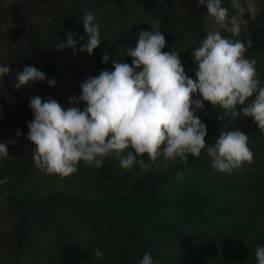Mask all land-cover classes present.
<instances>
[{"label": "trees", "instance_id": "obj_1", "mask_svg": "<svg viewBox=\"0 0 264 264\" xmlns=\"http://www.w3.org/2000/svg\"><path fill=\"white\" fill-rule=\"evenodd\" d=\"M223 6L230 15L234 14L235 9ZM89 12L99 24L101 36V43L91 56L80 51L88 39L82 17ZM33 14H38L34 22L30 20ZM245 18L248 25L239 37L227 32L222 35L245 41L250 38L253 44L245 56L255 59L264 71V4L255 19ZM1 27L7 40L14 43L0 56V66L10 68L9 74L0 77V98L6 100L5 112L8 107L11 110L23 104L18 98L24 90L34 92L42 101L51 97L60 105H71L70 98L80 95V85L89 76H98L103 70L113 71V60L131 65L133 58L127 55V50L137 46L141 31L163 34L166 44L162 51L174 48L179 52L185 74L195 79L192 51L215 25L198 0H22L0 4ZM69 31L76 34L75 54L71 48L60 51L55 47V38L66 41ZM103 53L111 57L107 63L102 61ZM26 66L46 73V80L30 82L17 90L16 74ZM53 78L56 83L49 86L47 79ZM77 106L85 107L83 102ZM205 108L208 146H214L222 132L239 130L249 139L258 134V126L250 117L233 118L208 102ZM32 119V110L24 107L21 118L14 119L23 135L12 137L8 128L5 133L9 158L1 160L0 178L9 180L0 185L2 264H83L89 247L116 232L121 244L110 264H139L146 252L152 256L153 264H189L202 258L219 237L237 234L246 227L253 219L252 212L261 205V199L253 195L219 204L237 198L243 191L264 190L256 179L259 174L252 181L207 189L203 182L220 176L219 171L210 167L211 160L202 157L207 145L198 158L189 156L185 165L177 162L164 172H147L132 182L127 181L130 171L120 165L105 160L100 168H94L81 162L77 170L79 178L87 175L97 192L87 194L80 186L75 194L51 192L35 200L33 192L57 175H48L35 166L33 145L26 139L27 122ZM263 143L261 139L248 146L250 150L262 149ZM261 162L245 163L225 174H248L237 170L250 169L260 173ZM180 171L183 175L177 179ZM189 184H197L202 190L191 192L187 190ZM182 193L188 195L179 197ZM152 234L172 243L157 242ZM258 246H264V233L249 249L242 264H257Z\"/></svg>", "mask_w": 264, "mask_h": 264}, {"label": "clouds", "instance_id": "obj_2", "mask_svg": "<svg viewBox=\"0 0 264 264\" xmlns=\"http://www.w3.org/2000/svg\"><path fill=\"white\" fill-rule=\"evenodd\" d=\"M198 3L207 8L215 27L192 51L195 79L185 74L179 52L174 48L162 51L166 44L163 34L141 31L137 46L127 50L133 58L131 65L113 60V71L89 76L80 85V95L70 98L72 106L67 110L51 97L46 101L40 96L31 98L33 119L27 122L26 139L33 145V161L38 169L63 179L75 173L81 162L86 167L100 168L105 158L116 159L126 170L138 165L147 171L150 162L161 156L166 162L185 165L189 156L198 158L207 145V126L195 115L207 111L205 102L213 108L219 106L233 118L241 114L250 117L264 134V87L257 79V61L245 56L253 41L222 35L227 32L239 37L248 25L245 17L256 18L257 3L231 0L235 9L232 15L222 0ZM94 20L90 12L82 17L88 39L80 51L89 56L101 43L100 26ZM75 35L69 31L66 41L56 37L55 47L60 51L71 48L75 54ZM110 58L109 53L102 54L103 62ZM9 72V66H0V77ZM16 79L15 88L19 90L30 82L45 81L46 73L26 66ZM47 83L54 86L56 81L47 79ZM82 102L83 109L77 106ZM21 135L17 130L16 136ZM248 140L249 136L239 130L222 132L214 146L207 145L210 167L231 173L245 163L251 164L253 152ZM8 158L7 145L0 143V160ZM176 175L180 179L183 172ZM93 255L100 258L103 253L96 248ZM255 258L257 264H264V246L255 249ZM139 264H153L152 256L146 252Z\"/></svg>", "mask_w": 264, "mask_h": 264}, {"label": "rangeland", "instance_id": "obj_3", "mask_svg": "<svg viewBox=\"0 0 264 264\" xmlns=\"http://www.w3.org/2000/svg\"><path fill=\"white\" fill-rule=\"evenodd\" d=\"M20 1L22 0H0V4L9 5L11 3L20 2ZM241 2L244 3V0H241ZM255 2L258 5V10L264 4V0H255ZM222 3L232 8L231 0H222ZM37 18H38V14H33L30 20L34 22L35 20H37ZM3 30L5 29L1 27L0 28L1 57L7 51L8 48L14 46L13 42L7 40ZM256 71H257V79L260 81V86L264 87V71L258 65H256ZM35 96L36 94L34 92L30 90H24L19 94V98H18V102H21L23 104H20L19 107L15 105L11 110L8 107L5 112H4V105L6 103V100L0 98V143H6L5 133L7 132V128L10 130L9 133L12 137H17L16 132L18 128L15 126L14 119L21 118V113H23L24 107L29 106L31 98H34ZM60 106L64 110H67L69 107H71V105H60ZM237 111H239V109H237ZM204 113L205 111H198V113L196 114L203 123H204ZM221 113L225 114L223 109L221 110ZM239 117H240L239 119L246 118V116H243L242 114ZM256 131H258V134H256L254 138L249 139L248 143L257 144L261 139H264V135L259 131L258 127ZM262 145H263L262 149H254V148L251 149V151L253 152L252 163H257L259 161H262L261 162L262 167H260L259 169L260 173L258 171L253 173L252 169L248 170L247 172L237 170L238 172L241 173H248V174H240V175L234 172L232 173V175L219 172L220 176L208 179L209 181L206 179V182L204 181L205 183L203 182V184L208 185L207 189L210 190H215L217 188L218 189L227 188L239 182L252 181L254 179L253 176L259 174V177H257L256 179L258 180L260 186L264 190V143ZM202 157L204 160H211V158L207 155V150H204ZM144 159L146 162H150L148 161L146 156L144 157ZM105 160H107V162L119 166V162L115 161L116 159L114 158H105ZM150 163H151V167L147 171L140 170L138 165L134 166L131 170H129L130 172L128 173L127 181L132 182L136 179H139L143 177L145 174H147V172H151L152 174L164 172L172 165H174L171 162H166L162 156L158 157L155 162H150ZM0 165H1V160H0ZM80 186L83 187V191H86L87 194H94L95 192L98 191L96 186H93L92 183L89 181L87 175L83 174L79 178V174L76 171L75 173L63 179L57 176L53 180H50L48 182H43L33 192L32 195L35 200H38L51 192H65L69 194H75L77 193L78 188ZM187 190H190L191 192H197L198 190H202V189L201 186L197 184H189ZM185 195H188V193L178 194L179 197H183ZM250 195H253L255 199H259V198L261 199L260 207H258L256 211L252 212L253 219H251L250 223L246 227H244L241 231H239L237 234L223 236L216 239L211 249L208 250L203 255L202 258H197L189 264H226L229 261L230 263L232 262L235 264H242L244 262L249 249L255 246V244L258 241V237L264 233V191L259 193L255 191H243L240 195H238L237 198H233L228 201L219 202V204H223L224 202H229L236 199L238 201L243 197ZM151 237L155 241L160 243H164V244L172 243V241L169 240L168 238L161 236L159 237L158 235L155 234H152ZM120 238H121L120 234L116 232L113 235L103 239L97 245L89 247L86 252L85 258L81 262H83V264H110V262L116 257L118 253L119 246L121 244ZM96 248H99L102 251L103 253L102 257L96 258L93 255V251ZM0 264L2 263L0 262Z\"/></svg>", "mask_w": 264, "mask_h": 264}, {"label": "water", "instance_id": "obj_4", "mask_svg": "<svg viewBox=\"0 0 264 264\" xmlns=\"http://www.w3.org/2000/svg\"><path fill=\"white\" fill-rule=\"evenodd\" d=\"M9 180V177L0 178V185Z\"/></svg>", "mask_w": 264, "mask_h": 264}]
</instances>
